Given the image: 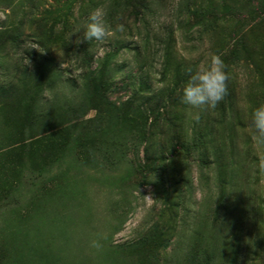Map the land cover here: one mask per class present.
I'll list each match as a JSON object with an SVG mask.
<instances>
[{"label":"rangeland","instance_id":"374dc122","mask_svg":"<svg viewBox=\"0 0 264 264\" xmlns=\"http://www.w3.org/2000/svg\"><path fill=\"white\" fill-rule=\"evenodd\" d=\"M130 1L0 0V264H264V0H149L147 39ZM96 11L104 43L84 40ZM212 55L233 101L193 109L182 87ZM168 89L202 162L168 157L145 101Z\"/></svg>","mask_w":264,"mask_h":264},{"label":"clouds","instance_id":"9594fccd","mask_svg":"<svg viewBox=\"0 0 264 264\" xmlns=\"http://www.w3.org/2000/svg\"><path fill=\"white\" fill-rule=\"evenodd\" d=\"M100 11L89 15L81 26L84 40H94L104 43L110 31L101 19ZM122 26H117V31H122ZM79 31V29H78ZM224 64L219 56L212 55L206 66L196 70H188V79L182 87L181 102L193 109L212 110L223 100L226 94V80ZM250 128L253 138L258 144H264V104L252 109L250 113Z\"/></svg>","mask_w":264,"mask_h":264},{"label":"trees","instance_id":"16d2710c","mask_svg":"<svg viewBox=\"0 0 264 264\" xmlns=\"http://www.w3.org/2000/svg\"><path fill=\"white\" fill-rule=\"evenodd\" d=\"M129 8L133 9V17H134V21L137 24H141L142 28H144V38L147 39L148 38V31L146 28V23H145V14L148 12L149 10V6H150V1L149 0H131L128 4ZM37 57L38 60H43L44 57H42L41 55H35ZM109 55H106V57H108ZM142 84V83H141ZM140 84V85H141ZM131 90L132 92V98L136 99L138 98L139 93L141 92L139 89V86L137 87H127ZM94 89L96 91H98V86L94 85ZM110 89L108 88L106 90V92H109ZM175 89H168L166 91V93H162L164 91H161L160 95H153V92H149V94H151V96L149 98H147L145 101L146 102H154L155 105H153L154 107H161L162 111H164V113H159L158 108L157 110H155V117H157L158 119H161L162 117H165V120L168 122L169 126L172 127L173 129V140L170 144V148L168 150V157L171 158L170 160H175L178 159L179 156H184L185 159H191V158H198V160L200 162L203 161V157L200 153V150L202 149L203 143H204V137L202 136L201 133H199L197 126H192V133L190 135L189 139H185L183 137H181L178 134V126L172 122V120H169V116L164 115L165 113L167 114L166 111V106H164V104H167V102L169 103L170 100H172L175 96ZM234 98V90L233 87L229 84V81L226 80V94L223 98V100L221 102H225V103H229L232 102ZM149 104V103H148ZM151 112L153 111L152 108L149 109ZM161 117V118H160ZM169 118V119H168ZM162 152H165V149H162ZM199 153V154H198ZM145 159L146 161H149L150 159H147L148 154H145ZM200 156V157H199ZM164 166L161 167L162 170ZM167 179V180H166ZM164 178V177H160L159 178V182L162 184H164L165 188L167 189V184L170 182V185H174L177 184L178 182H182L184 181L183 177H180L179 179H175L173 181H170L168 178Z\"/></svg>","mask_w":264,"mask_h":264}]
</instances>
